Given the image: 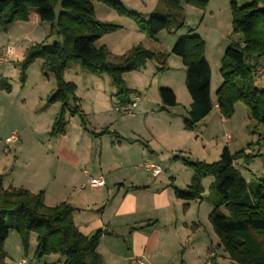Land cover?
<instances>
[{"label":"rangeland","instance_id":"1","mask_svg":"<svg viewBox=\"0 0 264 264\" xmlns=\"http://www.w3.org/2000/svg\"><path fill=\"white\" fill-rule=\"evenodd\" d=\"M118 1L144 20L149 19L145 14L149 9H166L162 0ZM231 1L233 0H209L204 7L192 3L184 4V28L174 34L163 31L158 40L140 30L132 17L101 1H95V17L101 22L119 26L116 31L103 35L105 47L111 53L109 61L117 62L121 56L139 45L158 55L148 59L141 69L125 72L123 75L127 87L138 93L141 98L133 115H124L117 111L116 107L120 104L118 89L109 74H94L78 62L70 63L64 72V79L77 86L75 96L78 100L71 98L66 107L68 131L76 138L86 132L80 115L71 111L76 105L85 114L90 128L97 131L107 130V133L120 130L127 133L128 136L125 137H129L132 131L146 136L152 131V126L157 130H165L167 125L172 128L173 125L176 127L177 123L182 125L183 131L191 132L190 140L182 149L174 152L160 150L157 163L176 177L179 185L183 186L180 189L186 188L184 185L189 183L193 176V168L186 161L213 163L220 159L224 147H228L233 154L245 151L250 156L254 155L248 161L237 159L236 165L253 185L259 180H264V124L258 123L250 116L245 103L237 102L234 113L229 118L220 110L213 109L204 121L199 122L193 129L185 127L186 106L183 97L191 96L186 87V67L182 58L172 53V48L182 34L199 35L204 39L205 56L212 73L211 89L217 96V90L223 80L220 68L224 52L230 44L242 39V34L233 30ZM234 1L239 5L251 2ZM60 11L61 6L58 5L57 12ZM9 29L5 31L0 25V59H3L8 47H13V52L7 60L0 61V176L7 187L26 188L23 185H28L32 175L41 185V188H36L39 189L37 191H44L52 185V172L58 165L57 159L52 155L50 161H46L45 154L52 153L49 144L50 140L51 144H54L55 137L51 135V130L63 104L48 101L57 88V82L52 72L42 69L43 59L35 60L25 70L21 62L25 55L23 53L34 44H54L61 42L62 38L57 33V27L48 22L40 23L34 18L29 21H16ZM252 64L256 70V83L260 88H264V56L252 60ZM166 79L178 81L183 88V91L177 90L178 105L167 110L162 109L159 94V87ZM169 120H173L172 126L168 124ZM13 133L17 134V141L6 142V138ZM116 134L118 135L114 133L109 138L117 139ZM147 143L145 141L144 145ZM147 148L150 150V147ZM106 151L107 156H110L109 152L112 151ZM88 167L92 169L91 166ZM64 174L67 175L65 171ZM214 181L213 176L204 178L202 198L190 201L191 208L188 207L189 215L195 216L199 225L194 252L189 249V245L193 244L186 245L189 250L185 260L188 264H237L220 245H217L220 238L210 221V205L214 206L216 199L211 189ZM55 186L61 185L59 183ZM224 211L227 213L225 209ZM15 213L16 209L12 211V216ZM192 227L193 225L190 229ZM37 248L35 233L30 235L26 244L23 235L15 230L10 231L4 244L8 264H20L22 259H26L29 264H64L65 256L62 254L50 253L39 257L36 255ZM183 255V249L175 253L176 259L173 262L183 264Z\"/></svg>","mask_w":264,"mask_h":264},{"label":"trees","instance_id":"2","mask_svg":"<svg viewBox=\"0 0 264 264\" xmlns=\"http://www.w3.org/2000/svg\"><path fill=\"white\" fill-rule=\"evenodd\" d=\"M95 1L132 17L140 30L152 38L163 31L174 34L184 28V4L204 7L209 2L162 0L165 11L156 8L149 19L144 20L118 0H0V25L5 31L16 21H29L30 11L35 9L38 22L51 23L62 38L61 42L54 44H34L21 62L25 70L35 60L43 59L42 69L56 77L57 88L48 101L63 105L52 126L51 135L54 137L66 134L68 101L71 98L78 100L75 96L77 86L64 79L70 63L78 62L94 74H109L118 89L119 103L128 104L134 90L127 87L123 75L141 69L148 59L158 55L139 45L117 62L109 61L110 51L105 45L98 46L97 42L119 26L95 17ZM58 5L61 6L60 12H57ZM231 12L233 30L240 32L242 39L230 44L222 57L220 73L223 80L217 90V104L220 112L229 118L234 113L235 104L243 102L248 106L250 116L264 124V88L257 85L252 64V60L264 56V0H251L244 5L233 0ZM172 53L180 56L186 67V87L192 104L184 121L185 127L191 130L212 112L215 105L211 97L212 73L205 56V41L199 35H182L174 44ZM159 94L162 109L178 105L171 88L160 87ZM71 111L80 115L83 128L93 136L107 133V130L90 128L79 106ZM253 156L245 151L233 154L224 147L220 159L213 163L186 161L193 168L191 181L183 189L174 186L175 195L186 201L184 210H187L190 201L202 198L203 179L215 178L211 189L216 199L209 214L210 221L220 238L219 245L237 264H264V180L253 185L236 165L237 159L248 161ZM14 209L16 213L12 216ZM74 211L75 207L67 201L48 206L44 191L35 193L23 187H6L0 176V264H8L4 244L11 230L20 232L26 244L30 235L35 233L38 241L36 255L39 257L59 253L65 256L64 264H106L98 252L102 231L83 234L75 224Z\"/></svg>","mask_w":264,"mask_h":264},{"label":"crops","instance_id":"3","mask_svg":"<svg viewBox=\"0 0 264 264\" xmlns=\"http://www.w3.org/2000/svg\"><path fill=\"white\" fill-rule=\"evenodd\" d=\"M154 10L151 8L145 14L150 16ZM33 18L38 21L35 9L30 11V20ZM161 33L154 39L158 40ZM97 43L105 45L104 37ZM160 87L171 88L179 101L177 90L183 91V88L178 81L166 79ZM211 97L214 109L219 110L217 96L212 89ZM183 99L186 106L184 116H187L192 98L184 95ZM172 122L169 120L168 124L172 126ZM181 126L177 123L172 128L167 125L165 130L152 126L147 137L136 131L125 137L127 133L119 130L96 137L86 131L76 138L67 129L65 135L54 138V144L50 140L52 153H46L45 160L50 161V155L57 159L51 184L60 183L61 186L47 187L44 190L45 202L48 206L63 201L71 203L75 207V224L83 234L102 231L98 252L106 264H137L135 260L148 264H175V253L182 249L183 264H188L186 253L189 249L194 252L199 228L195 216L189 215L191 203L189 209L184 210L186 202L178 198L174 190V186H183L169 170L159 164L162 172L153 176L147 167L158 164L160 150L174 152L187 144L191 132L183 131ZM114 133H118V138H109ZM145 141L148 142L146 146ZM106 150L112 151L110 156ZM100 177L105 180L103 186H90L91 178ZM23 186L32 192H39L36 188H41L39 180L36 181L32 175L28 185ZM210 208L211 212L213 206Z\"/></svg>","mask_w":264,"mask_h":264},{"label":"built area","instance_id":"4","mask_svg":"<svg viewBox=\"0 0 264 264\" xmlns=\"http://www.w3.org/2000/svg\"><path fill=\"white\" fill-rule=\"evenodd\" d=\"M13 52V47L10 46L6 49V52L4 53V56L2 57L4 60H7V57ZM3 59H0L2 61ZM263 72V71H262ZM141 98L138 93H134L131 97V101L128 104H119L116 109L120 113L124 115H133L134 110L138 107L139 102ZM18 139V136L16 133H13L11 136L6 138V142H12ZM148 169L151 171L153 176H158L162 172V167L159 164H149ZM90 186L92 187H99L103 186L105 184V180L103 177L100 178H91L89 182ZM134 263L137 264H148L147 262L143 260H135ZM20 264H29L26 259H22Z\"/></svg>","mask_w":264,"mask_h":264}]
</instances>
